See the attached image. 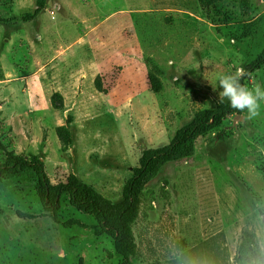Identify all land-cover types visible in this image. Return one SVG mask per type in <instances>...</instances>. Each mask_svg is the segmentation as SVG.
I'll list each match as a JSON object with an SVG mask.
<instances>
[{
    "label": "rangeland",
    "instance_id": "rangeland-1",
    "mask_svg": "<svg viewBox=\"0 0 264 264\" xmlns=\"http://www.w3.org/2000/svg\"><path fill=\"white\" fill-rule=\"evenodd\" d=\"M36 1L0 0V163L8 152L38 157L53 184L72 173L114 204L145 151L216 110L219 77L264 48V0ZM256 85L264 67L245 86ZM37 182L31 170L0 180V264H264V101L258 116L229 115L150 175L129 258L68 194L46 210Z\"/></svg>",
    "mask_w": 264,
    "mask_h": 264
},
{
    "label": "trees",
    "instance_id": "trees-1",
    "mask_svg": "<svg viewBox=\"0 0 264 264\" xmlns=\"http://www.w3.org/2000/svg\"><path fill=\"white\" fill-rule=\"evenodd\" d=\"M38 7L43 8L47 0H37ZM264 67V48L261 53L250 62L245 72L247 75L240 80L246 85L248 77ZM156 86L153 83V87ZM55 108L63 107V96L57 92L52 98ZM230 106V102L218 105L214 111H202L196 116L195 121L177 132L172 142L163 149L153 152L145 151L141 164L134 170L133 176L126 182L123 190V201L114 204L111 200L98 193L93 187L81 180L75 174H70L66 181L53 184L45 170L44 163L38 157L27 158L8 152L6 160L0 163V180L11 175H19L29 170L37 175V191L43 207L48 211H57L61 206V198L69 195L70 203L80 211L93 215L105 233L116 241L119 254L129 258L136 253L135 241L132 236L131 224L136 218V201L142 188L147 183L150 175L159 165L171 160L189 142L200 136L214 124H220L231 114H240ZM73 117L69 116L67 124L60 127L59 135L67 146L73 142L69 124Z\"/></svg>",
    "mask_w": 264,
    "mask_h": 264
},
{
    "label": "clouds",
    "instance_id": "clouds-1",
    "mask_svg": "<svg viewBox=\"0 0 264 264\" xmlns=\"http://www.w3.org/2000/svg\"><path fill=\"white\" fill-rule=\"evenodd\" d=\"M245 75V70L238 68L235 74L219 77V86L222 88L219 101L222 103L227 98L231 108L240 112L247 110V118L252 119L259 115L261 102L264 101V88L256 85L254 89H249L241 84L240 80Z\"/></svg>",
    "mask_w": 264,
    "mask_h": 264
},
{
    "label": "crops",
    "instance_id": "crops-1",
    "mask_svg": "<svg viewBox=\"0 0 264 264\" xmlns=\"http://www.w3.org/2000/svg\"><path fill=\"white\" fill-rule=\"evenodd\" d=\"M65 3V5L67 6V8H69V10L72 12V14H74V15H79V8L77 9V5L75 4V2L74 1H65L64 2ZM82 3V4H81ZM79 4L80 5H84V3L82 2V1H79ZM82 13V12H81ZM116 14H118V13H116ZM115 14V15H116ZM56 15V14H55ZM114 15V16H115ZM111 15L109 14V15H107V16H105L104 18H96L95 20H93V21H91L92 23H95L96 21H98V22H100V24L102 23H104L105 21H107L108 19V17H110ZM83 22H86V19L84 18L83 19ZM90 32V31H89ZM88 32H86L85 34H87ZM78 36V35H77ZM79 38H80V36H78ZM83 36H81V38H82ZM77 40H78V38L77 39H75V40H73V43H75V42H77Z\"/></svg>",
    "mask_w": 264,
    "mask_h": 264
},
{
    "label": "built area",
    "instance_id": "built-area-1",
    "mask_svg": "<svg viewBox=\"0 0 264 264\" xmlns=\"http://www.w3.org/2000/svg\"><path fill=\"white\" fill-rule=\"evenodd\" d=\"M56 9H59V7L58 6H55V9L51 11L52 18H55V10Z\"/></svg>",
    "mask_w": 264,
    "mask_h": 264
}]
</instances>
